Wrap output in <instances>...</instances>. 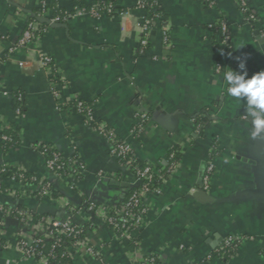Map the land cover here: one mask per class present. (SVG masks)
<instances>
[{
    "label": "crops",
    "instance_id": "obj_1",
    "mask_svg": "<svg viewBox=\"0 0 264 264\" xmlns=\"http://www.w3.org/2000/svg\"><path fill=\"white\" fill-rule=\"evenodd\" d=\"M52 1L54 8L43 17L48 23L57 10L106 1L116 13L49 23L22 49L17 43L39 0H0V124L17 127L19 136L6 152L0 140V166L47 181L61 194L38 201L34 186L8 178L0 182V204L89 225L87 245L98 257L74 247L72 264H137L149 255L156 264H264V137L251 138L243 103L226 94L223 73L236 67L221 56H248L249 78L264 70V0H245L254 21L238 0H157L163 32H152L142 50L138 0ZM118 11L132 17L122 23ZM220 22L228 28L226 44L208 28ZM39 55L51 59L53 71L42 69ZM77 99L91 108L94 124L129 145L141 163L163 168L169 151L180 150L177 169L142 198L145 214L135 249L117 239L101 213L119 204L136 178L112 155L110 141L74 111ZM199 116L205 122L197 124ZM41 146L68 160L78 176L51 173ZM209 164V188L197 195ZM67 205L78 211H67ZM17 223L3 221L0 240L7 248L0 250V264H42L15 249ZM230 237L239 241L234 254L227 261L214 256Z\"/></svg>",
    "mask_w": 264,
    "mask_h": 264
},
{
    "label": "trees",
    "instance_id": "obj_2",
    "mask_svg": "<svg viewBox=\"0 0 264 264\" xmlns=\"http://www.w3.org/2000/svg\"><path fill=\"white\" fill-rule=\"evenodd\" d=\"M148 9L146 11L147 18H152L153 14H157L159 19L161 18V9L159 8V4L157 0H145ZM110 6L112 8L111 13H106L107 7ZM47 8H54V4L52 0H49L46 3ZM81 9H83L85 12H88L92 6H79ZM152 7L154 10H150L149 8ZM98 9L99 15L106 14L109 16H112L116 13V9L114 8L113 4L109 1H106L104 4H99L96 7ZM39 9L35 8L31 12L30 21H35L38 25V27L41 29L40 32L36 33V36L39 37L43 33L45 29L49 27V23L43 18L38 17ZM120 12V11H118ZM75 11L72 12H65L63 10H57L53 13L52 17L57 18L58 21H56L53 26L56 25H65L67 21L74 16ZM245 17H249L251 15L250 11L244 13ZM161 21V20H160ZM51 25V24H50ZM215 31H218V25L215 26ZM197 124H201L205 122V119L203 116H199L196 118ZM93 126L96 128L97 124H93ZM3 135L6 137V140L2 142L1 149L2 151L6 152L8 149L13 148L14 146H17L19 144V136H18V129L17 127L11 125L9 128L5 129L3 131ZM110 143L112 144V147L114 148L116 145L120 144L121 142L116 140L114 137L109 139ZM51 153H55L54 150L51 151ZM51 153H49L48 158H52ZM56 154V153H55ZM57 155V154H56ZM57 165L61 166V169L56 170V174L58 176H68L69 174L76 175L78 172L71 168L70 162L68 160L62 159L60 156H58ZM125 158L131 162V168L129 171V174L137 178L140 181V184L137 186L131 185L127 188L126 193L121 198L120 203L122 206L126 207V210L130 213L138 214L140 212H145V207L142 204V201H138V199L133 198L134 195L137 194L139 188H145L148 191H158L161 184H163L164 181L168 179V177L177 169L179 160H180V150L178 147L173 148L171 151H169L167 155V165L163 168H152L144 163H141L137 159L134 158L132 151L128 153ZM119 161V160H118ZM5 171L0 173V182L2 183L4 180L8 178H17L19 174H22L23 176V183L26 184L29 187L32 186H38L40 185L41 190L34 192V196L36 197V200L43 201L48 199H58L61 194L57 191H54L52 189V186L47 181H41L37 177L30 175L25 172H17L16 170L11 171L7 167H5ZM150 169L151 172H154L155 174L151 176L150 179H145L144 177H139L138 172H142L144 169ZM78 176V174H77ZM80 178V176H79ZM117 181L122 180V173L119 172L116 176ZM40 183V184H39ZM2 189H4L3 185H0ZM42 188L44 190L48 191V194L46 196H42L40 192H42ZM4 209L7 210L9 207H14L16 211H11L9 214H1L0 216V230L3 225V221L7 219H12L18 222L19 224V236L17 237V241L20 244L19 246L22 247L24 251L31 250L32 256L35 260H39L41 258H45L47 260V264H72V259L69 256L68 249L71 248L75 243H79L81 241H84L86 239V230L90 229L91 227L89 225H83L78 226L73 223L72 227L74 229V233L71 235V239L60 237L59 241H52L50 239L45 238L41 234H32L29 230L25 228V224L28 221V219H33L36 223L43 224L44 228L47 227L45 225V222L47 220L55 219L53 216L47 215V214H36L30 210H27L22 205H15V206H5L3 205ZM65 209L69 212H76L78 209H73L69 205L65 207ZM17 211H23L26 214V217L24 220H21V218L18 217ZM108 228H110L114 234L117 237L121 236V233L124 230H128L131 232H135L136 235L134 238H132L130 241H128V245L131 249H135L140 245V232L141 228H138L131 224H124L115 226L117 223L115 221V215L110 212L107 216V219L105 221ZM26 236H29L32 238V242H27ZM25 243V246L23 247ZM239 241L233 240V242H230L229 245H222V254L223 259L227 261L230 256L234 254V251L236 247L238 246ZM7 248V245L5 242L0 240V250H4ZM157 261V259H156Z\"/></svg>",
    "mask_w": 264,
    "mask_h": 264
},
{
    "label": "built area",
    "instance_id": "obj_3",
    "mask_svg": "<svg viewBox=\"0 0 264 264\" xmlns=\"http://www.w3.org/2000/svg\"><path fill=\"white\" fill-rule=\"evenodd\" d=\"M48 2V0H39V4H38V17H45V15L48 13L49 8L46 7V3ZM239 3V7L241 12L244 14L245 12L248 11L245 0H238ZM99 4H104V3H95L88 12H85L83 9H81L80 7H76L75 9V14L74 15H90L93 17H98L99 13H98V9L96 8L97 5ZM137 8L140 9L143 14L139 19V28H140V35L138 37V43H137V48L142 50L144 48L147 47L148 45V37L152 32H156L158 30L162 31V23L158 17L157 14H153L152 18H147L146 16V11L148 9V6L145 2V0H138L137 1ZM151 11L154 10L152 7L149 8ZM112 8L110 6L107 7L106 9V13H111ZM118 15L120 16L122 23H124L126 20H129L132 16L131 13L129 11H120L118 13ZM250 21H254V17L253 15H250L249 17ZM56 21H58L57 18H52L49 20V23L52 25L54 24ZM218 35L220 36L221 42L223 44H226L229 41V34H228V28L226 26V24L224 22H220L218 24ZM216 25H209V29H214L215 30V26ZM41 29L38 27L37 23L35 21H30L28 20L27 25L21 35V38L19 39L18 43H17V48H22L25 49L26 47H28L29 45H31L35 39L37 38L36 33L40 32ZM164 41L167 42L168 38L166 36V34L164 33ZM39 61H40V65L42 67L43 70L47 71V72H51L53 71V64L51 62V59L45 55H39ZM231 65L233 67L237 68V64L235 59H231L230 61ZM57 82L61 83L62 81H60V79H57ZM56 84V83H55ZM57 86V85H56ZM55 96H57V92L54 93ZM17 102L20 104L22 102V98L20 96H18L16 98ZM73 108L74 111L80 115L86 122L87 125H93L94 121H93V114H92V110L89 106L85 105L83 102H81L80 100H75L74 104H73ZM16 113L19 115L20 114V109L17 108ZM145 117L144 115L141 116V121H144ZM96 129L98 130V132L103 135L107 140L113 138V134L112 132L107 129L105 126L103 125H98ZM4 127L1 126L0 124V140L1 142H4L6 140V137L3 135V131H4ZM137 130V129H136ZM133 131L134 134L137 131ZM110 141V140H109ZM51 151H53L51 148L46 147V146H41L40 147V152L43 155V157L45 158V162H46V167L47 169L53 173L55 176H58L56 174V170L61 169V166L57 165V160L58 157L55 153H51ZM131 149L129 147V145L125 144V143H120L118 145H116L114 148H112V155L116 157L117 160H119V163L122 165V167L127 170L130 171L131 168V162L129 160H127L125 158V156L130 153ZM49 153H51L52 158H48ZM5 168L4 166H0V173L4 172ZM17 172H22V171H17ZM154 172H151L150 169L146 168L144 169L142 172H138L139 177H144L145 179H150L152 175H154ZM74 176V174H69L68 176H58V177H72ZM211 177H212V167L209 164V166L206 169V174L203 178V182L201 185V191H206L209 188L210 182H211ZM13 180L17 181L18 183H20L22 186H27L26 184L23 183V176L22 174H19L17 178H12ZM140 181L138 179V177L136 178V183L135 185L137 186L138 184H140ZM40 184V183H39ZM41 187L40 185L38 186H34V192L40 191ZM150 191H148L145 188H139L138 192L136 195L133 196V198L138 199V201H142V198ZM40 194L42 196H46L48 194V191L44 190V188H42V192H40ZM94 205L88 204L87 205V209L89 211H93L94 209ZM11 211H16V209L14 207H9L7 210L4 209L3 205L0 204V216L1 214L5 213V214H9ZM99 212V211H98ZM112 212L115 215V221H116V227L119 225H124V224H131L133 226L141 228L142 224H143V219H144V214L145 212H140L138 214L135 213H130L126 210V207L122 206L121 204H117L116 206H113L112 208L103 211V213H101L103 220L106 221L108 214ZM17 215L19 218H21V220H24L26 217V214L23 211H17ZM32 225H29L30 228V232L32 234H41L43 235L45 238L50 239L52 241H59L60 237H65V238H69L71 239V235L74 233V229L72 227L71 222L69 221H59L56 218L55 219H51V220H47L45 222V225L47 227L44 228L43 224L40 223H36L35 221H33V219H28V221L26 222L25 225H28L30 223H32ZM136 235L135 232H131L128 230H124L121 233L120 237H117V239H119L120 241H130L132 238H134ZM19 236V232L16 233V237H15V249L21 254V256L25 257V258H33L32 256V251L31 250H26L24 251L22 249L21 246H19L20 244L17 241V237ZM26 240L27 242H32V238L29 236H26ZM233 240H238L236 238H228L225 240L224 245H229L230 242H233ZM25 246V243L23 245V247ZM82 246L85 248L86 252L92 256H94L95 258H97L98 256L96 255V253L93 251V249H91L88 245H87V241L86 239L84 241H81L79 243H75L71 248L74 247H79ZM69 248L68 251L71 249ZM222 249L223 247H220V249L217 250V252L215 253L214 256L223 259V254H222ZM69 256H70V252H69ZM211 256H207L206 258H210ZM156 257L155 255H149L146 256L144 258H141L137 264H156ZM39 262H41L42 264H47V260L45 258H41L39 260H37Z\"/></svg>",
    "mask_w": 264,
    "mask_h": 264
},
{
    "label": "clouds",
    "instance_id": "obj_4",
    "mask_svg": "<svg viewBox=\"0 0 264 264\" xmlns=\"http://www.w3.org/2000/svg\"><path fill=\"white\" fill-rule=\"evenodd\" d=\"M221 56L232 59V55L221 52ZM237 68L223 73V80L228 87L226 94L242 102L245 118L250 121L252 139L264 137V70L256 72L249 78L247 69L248 56L234 57Z\"/></svg>",
    "mask_w": 264,
    "mask_h": 264
},
{
    "label": "water",
    "instance_id": "obj_5",
    "mask_svg": "<svg viewBox=\"0 0 264 264\" xmlns=\"http://www.w3.org/2000/svg\"><path fill=\"white\" fill-rule=\"evenodd\" d=\"M117 186H120V187H123V188L126 187V185H117ZM196 194H197V195H201V196H204V195H205V193H204L203 191H198ZM17 225L19 226L18 223H17Z\"/></svg>",
    "mask_w": 264,
    "mask_h": 264
}]
</instances>
